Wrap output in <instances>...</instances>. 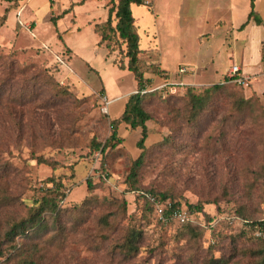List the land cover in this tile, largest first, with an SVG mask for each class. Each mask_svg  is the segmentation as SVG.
Segmentation results:
<instances>
[{"label":"rangeland","instance_id":"374dc122","mask_svg":"<svg viewBox=\"0 0 264 264\" xmlns=\"http://www.w3.org/2000/svg\"><path fill=\"white\" fill-rule=\"evenodd\" d=\"M143 1L131 12L142 51L140 70L148 90H156L143 101L151 118L143 150L136 146L141 130L124 123L117 126L119 144L95 148L105 144L110 122L136 92L133 74L120 69L127 62L122 44L112 39L108 49L96 45L88 22L107 12L103 2L33 0L18 15V22L35 21V27L28 23L31 32L19 25L14 29L12 17L6 23L0 5V56L50 78L48 84L30 83L25 93L37 100L52 97L47 87L54 83L66 92L52 97L43 119L0 109V264L259 263L263 235L255 221L264 219V2L261 24L249 31L237 30L249 0ZM241 62L251 76L248 89L223 86L199 117L189 120L184 90L174 84L211 87ZM179 67L186 72L179 73ZM104 97L108 114L100 111ZM241 100L248 108L237 109ZM141 151L143 164L131 180V164ZM49 177L62 183L59 215H43L48 229L32 237L40 245L30 249L24 238L12 241L7 233L29 214ZM138 189L165 193L184 208L202 204L206 227L190 233L175 222H156ZM88 197L97 203L83 211L80 204ZM234 215L248 221L228 224ZM131 228L140 231V241L127 257L120 244Z\"/></svg>","mask_w":264,"mask_h":264},{"label":"trees","instance_id":"16d2710c","mask_svg":"<svg viewBox=\"0 0 264 264\" xmlns=\"http://www.w3.org/2000/svg\"><path fill=\"white\" fill-rule=\"evenodd\" d=\"M85 1V0H82ZM111 2L108 9V17L106 21L96 24L94 26V32L99 37V42L97 45H105L109 48L112 39L119 41L122 44L121 52L124 58L127 59L126 64H121L120 69H127L130 71L136 82V92L132 93L124 104V109L119 117L110 122L111 134L106 140L104 145L96 144L95 148L100 151L105 150L107 147H114L116 144L120 143V139L117 137V126L120 123H124L129 126L131 130L140 129L141 137L138 140L136 146L140 150H143V143L146 139V125L145 123L149 121L150 115L145 110L143 101L149 95L156 93V90L149 91L146 80L143 76V72L140 70V54L141 50L139 48V36L137 33V26L135 20L132 16L131 6H141L144 5L143 0H108ZM255 1L250 0V11L247 15V20L240 26L239 30H242L249 22L253 21L256 24H261V19L255 11ZM261 62H264V45L261 50ZM49 79V80H48ZM45 82L50 83V78L44 74V72L37 70L31 65L20 66L9 57L0 56V109L12 112L15 108L20 114L28 113L31 119H43L47 117V111L49 106L53 104L54 101L52 97L63 96L66 94L63 88H60L57 83L53 85L50 84V88L47 87L50 93L53 94L52 97H44L40 100L35 98L33 95H29L27 89L31 88L30 83L34 82ZM46 84V85H47ZM44 85V83H43ZM232 85L225 79L211 87H201L195 88L194 86L187 85L182 88L184 90V99L189 105V120H195L199 117L200 113L208 106L210 96L223 88V86ZM180 86V85H177ZM245 88V87H242ZM248 89V87H246ZM4 93H6L4 95ZM172 96V95H170ZM249 103L247 100H241L240 103L236 104L238 110L248 108ZM43 130V129H40ZM144 159V151H141L139 156L133 160L130 168L128 177L131 180H135L136 172L141 168ZM38 163L47 164V160L42 156H36ZM54 171L55 168H52ZM262 179L264 181V167ZM51 185L48 187L47 185ZM132 185V184H131ZM86 187L88 193L92 192L93 185L90 180L86 181ZM62 183L56 180L54 177H49L44 180L42 187L39 191L43 192V195L34 200L33 206L31 207L29 214L21 219L18 223H15L13 227L7 233V236L14 240L15 237L19 236L24 238L25 241L29 243V248L34 249L40 243L31 241L33 236L40 237L46 234L47 224L44 221L43 215L49 214V216L56 219L59 215V208L56 204L57 198L61 195ZM137 188H135L136 190ZM138 197H140L144 203H146L153 211L151 198L166 201L168 196L164 194H155L150 192H144L142 190H137ZM97 199L94 197H88L84 199L80 207L83 211L87 207L95 205ZM172 208L184 207L179 205L177 202H170ZM209 204V203H206ZM191 217L190 221L183 225L187 227L190 233H196L195 231L202 230L205 228L204 213L202 204L185 206ZM216 217V216H214ZM248 219V218H247ZM213 218H208L207 222L210 227H213ZM237 221L238 224H243L246 220L244 216L234 215L231 219L229 218L228 224ZM104 222H107L104 220ZM259 231L263 235V248L258 252L260 254V261L258 264H264V219L260 221H255ZM164 224V223H163ZM54 227L56 228V220L54 222ZM241 228V226H238ZM140 241V231L135 228H131L128 233L123 238V242L120 244V251L125 256H131L133 252L137 251V245ZM26 264H33L30 260L25 262Z\"/></svg>","mask_w":264,"mask_h":264},{"label":"built area","instance_id":"2783aa9c","mask_svg":"<svg viewBox=\"0 0 264 264\" xmlns=\"http://www.w3.org/2000/svg\"><path fill=\"white\" fill-rule=\"evenodd\" d=\"M18 24L27 32H31L29 25H25L22 22H18ZM179 73H185L186 70L184 68H179L178 69ZM225 81L235 84L240 87H249L251 84V77L244 75L241 73V68L239 65L233 64L229 67L226 76H225ZM175 86L180 85L182 86L183 83L180 82L179 84H174ZM174 88L170 89V92L173 91ZM109 100L107 97L102 98L100 100V111L103 114H108V107H109ZM152 201V206H153V217L156 222L159 223H168V222H175L180 226H183L187 224L191 217L188 214V211L184 207H177V208H172L170 201H162L158 199L151 198Z\"/></svg>","mask_w":264,"mask_h":264},{"label":"crops","instance_id":"0c3cea01","mask_svg":"<svg viewBox=\"0 0 264 264\" xmlns=\"http://www.w3.org/2000/svg\"><path fill=\"white\" fill-rule=\"evenodd\" d=\"M23 1V2H22ZM33 0H0V5H2L3 3H4V6H3V9H4V11H3V15H2V17H4V21L6 22V23H8V19H10V17H12V22H13V25H14V29L19 25L18 24V15H19V13H21V11L22 10H24L26 7H27V5L28 4H30L31 2H32ZM86 1V0H85ZM102 2H103V4L102 5H100V6H102L104 9H106L107 10V12H100V14L99 15H97L98 17H97V20H95V19H92L91 21H89L88 23L89 24H91V27H92V29H93V31H94V26L96 25V24H99V23H102V22H104V21H106V19H107V17H108V9H109V7H110V5L108 6V0H101ZM20 2V3H19ZM22 2V3H21ZM80 2L81 3H83L84 1H82V0H80ZM260 2H264V0H256L255 1V11H256V13L258 14V13H260V12H258V11H260V8H259V4H260ZM249 6H250V0H249ZM248 6V7H249ZM68 8V10H71V8H72V5H71V7H67ZM98 8V7H97ZM249 11H250V7L246 10L245 8H244V12H247V14H246V19H245V21L247 20V15H248V13H249ZM16 20H17V23H16ZM244 21V22H245ZM243 22V23H244ZM22 23H24L25 25H29L28 23H31V26L32 27H35V21L34 20H31V19H29V17H27L26 19H25V21L24 22H22ZM219 23V22H218ZM243 23H241L240 24V26L243 24ZM20 26V25H19ZM240 26L237 28V30H239V28H240ZM21 27V26H20ZM245 27H249V31L251 30V29H253L254 28V22L253 21H251V22H249ZM244 27V28H245ZM22 28V27H21ZM243 30V29H242ZM95 33V32H94ZM96 34V33H95ZM97 35V34H96ZM98 37V36H97ZM99 42V37H98V41L96 42V45H97V43ZM98 46V45H97ZM99 47H104V48H106V46L105 45H99ZM67 48V47H66ZM70 52H71V49L68 47L67 48ZM107 49V48H106ZM239 66H240V68H241V73L242 74H244V75H247V76H249V77H251L247 72H245L244 71V69H242V62H241V64H238ZM180 68V67H179ZM228 71V70H227ZM227 73V72H226ZM226 73L224 74V77H223V80L225 79V76H226Z\"/></svg>","mask_w":264,"mask_h":264}]
</instances>
